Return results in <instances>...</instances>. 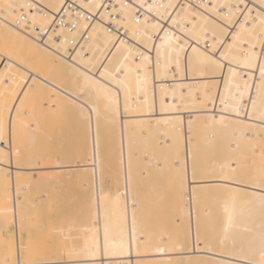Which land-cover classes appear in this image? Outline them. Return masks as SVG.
<instances>
[{
    "label": "bare ground",
    "instance_id": "1",
    "mask_svg": "<svg viewBox=\"0 0 264 264\" xmlns=\"http://www.w3.org/2000/svg\"><path fill=\"white\" fill-rule=\"evenodd\" d=\"M39 1L52 11L59 10L63 2L62 0ZM209 1L206 11H203L190 5L178 10L180 0H137L136 4L148 14L136 19L134 3H120L114 9L116 17L113 18L108 11L102 9L103 0H88V6L96 5V7H87V9L92 13L101 12L103 21L93 24L86 53H78L72 61L12 25L24 0H0V5L14 3L17 6L15 11L7 9V15L0 9V77H2L0 82H5L7 78L9 92L5 94V99L12 108L11 119H17L16 107H20L18 101L16 105L12 104V101L17 100L14 84L21 86L31 85L34 82L36 87L30 89L28 95L32 94L34 101H37V106L32 105L30 97L28 95L24 97L23 92L21 93L20 98L24 102L17 135L15 138L9 135L7 113L4 122L8 136L4 140L6 144L2 143L0 146L5 152L11 149L14 153L17 145H20L27 157H33L31 148L35 138L47 134L42 122L45 113L55 109L59 116L69 115L74 127L77 161L63 163L54 156L39 153L37 157L50 158V162L41 166L45 168L47 178L39 191L44 189L46 192L50 191L53 180L64 179L70 174H78L89 188L83 208L88 227L86 240L81 246L63 250L60 258L67 259L69 252L73 253L75 259L93 258L91 254L94 243L96 245L103 243L107 214L108 242L113 245L112 250L116 256L122 260H130L131 264H190L193 261H205L207 264H264V193L256 184H242L239 179L224 182L222 179L224 175L246 176L249 172L256 174L264 170V125L260 123L261 115L264 114V93L260 88L258 70L254 75L249 74L241 63L236 68L239 75L232 79L225 68L223 72L216 73L215 87H210L212 81L200 79L191 71L186 76L183 72L175 77L169 74L166 77L167 98L164 100L163 109L158 77L154 89L150 87L147 90L146 102L129 100L136 112L142 114L140 118L131 121L126 119L123 126L117 121L115 129L108 137L107 148L102 152L94 147L97 110L103 114L106 104L105 95L113 90L110 78L114 75L112 68L108 67L105 75L101 76L105 68L100 67V62L104 61L107 64L106 54L109 51L116 52L112 40H120L114 27H108L107 22L112 21L115 27L119 25L129 33L130 39L122 40L126 48L121 50L118 57L115 59L108 57V60H112L116 68L123 66L125 75L121 79L130 90V96L137 94V90L143 87L141 83L143 74L137 73L139 61L135 60V51L142 46L134 33L137 29L143 33L157 22L161 24L159 18L162 15L164 17L170 15L172 24L173 19L180 20V23L175 25L179 31L174 33L177 36L183 35L185 40V51L180 54L181 69L185 67L186 61L192 59L194 47L200 51H204L205 45L211 47L213 28L218 29L221 24H225L226 35L223 37L218 35L217 40L231 43V37L239 29V24H227L225 20L227 17L241 22L245 17H249L247 27L251 29L250 33L242 36L233 55L241 61L245 59L242 55L244 48L241 46L244 40H250L256 45V51H260L259 42L261 34L264 33V28L261 27L264 0ZM149 4L155 7L149 9ZM169 4L176 7L168 8ZM237 6L244 11H238ZM149 13H155L156 18L150 17ZM36 21L42 25L47 23V19L39 15L36 16ZM97 23H100L102 28H95ZM159 34L161 31L156 33ZM75 36V33H63L62 40L55 41L52 45L62 52L66 49L67 41ZM191 36L199 39H191ZM155 43L159 46L160 41L156 39ZM128 49L132 50L131 54ZM214 51L219 54L224 48L217 43ZM148 54L155 57L156 50L149 48ZM164 55V51L161 50L162 60ZM168 55L171 58V50ZM81 73L83 75H79ZM250 75L252 78H248ZM148 76L151 80V69L148 71ZM241 78L247 79V88ZM225 83L228 84L230 93L226 90ZM239 94H242V102L240 105H234L232 100L238 99ZM121 99H123V90H121ZM222 100L225 103H221ZM233 107H239L241 110L233 111ZM78 108H83L85 116L92 109L91 120L87 124L82 122V117L76 111ZM25 112L28 115H24ZM169 113H179L182 120L178 133L179 152L181 158L187 161L182 195H179L180 177L167 163L173 154L168 141L177 135L174 130L176 117ZM128 115L131 113L125 114ZM30 119H33L32 123L28 122ZM24 134L28 136V142L21 140L20 137ZM48 137L53 139L50 134ZM193 158L196 159L199 169L207 179V183L200 186L195 193L191 192L194 186L191 184ZM93 159L96 161L95 176L92 174ZM232 160L240 162V168L235 173H231L227 167ZM110 164L115 166L114 171L110 172L111 193L118 195L120 189L121 196L116 207L109 206L107 199L104 201L99 209L97 223V193L102 179L104 195L107 197L104 173L107 171L105 166ZM110 167L108 169L112 171ZM9 169L7 171H10ZM4 171L0 167L2 183L6 186L4 198L7 230L11 228L8 229L14 220V225L18 229H25L24 232L27 230L28 233V228L33 222L29 210H37V197H30L28 193L31 187H24L31 183L28 179L31 173H25L17 180L14 156L11 176H5ZM40 174L39 171L36 172V175ZM105 174L108 175L109 171ZM145 181L146 188H149L156 197L162 199L165 194L172 199L166 209L160 206L165 210L159 212L161 217L164 214L169 215L165 218L167 220L165 222H168L170 216H174L171 217L172 222L169 221L171 223L168 224H172L177 234L179 233L175 239V247H154L151 239L146 236L143 241L138 239L141 229L144 234V215H147L148 211L156 210L154 202L152 205L145 202L148 193L152 198L150 192H145ZM126 184L131 191L137 192L135 232L132 231L131 226V195L127 200V211L125 206ZM43 194L46 196L49 192ZM177 204L181 209L180 212L176 211ZM21 235L23 236L24 233ZM14 237L17 244L10 239L8 259L0 261V264H17L18 260L21 264L25 260L36 261L37 246L30 244L31 237L30 240L26 238L27 252L20 247L19 235ZM97 257H99L98 248ZM103 259L105 264H119V261L107 255Z\"/></svg>",
    "mask_w": 264,
    "mask_h": 264
},
{
    "label": "snow or ice",
    "instance_id": "2",
    "mask_svg": "<svg viewBox=\"0 0 264 264\" xmlns=\"http://www.w3.org/2000/svg\"><path fill=\"white\" fill-rule=\"evenodd\" d=\"M16 5L14 3H4L3 5H0V9L4 10L5 15H7V9H12L15 11ZM29 8L32 7V5H28ZM85 7H96V5H85ZM149 9L154 8V5L149 4ZM168 8L176 7V5L169 4L167 5ZM182 7V6H181ZM237 10L240 12H243L244 9H241L237 6ZM161 18H165L163 15ZM167 18H171L169 15ZM85 20H87V17H85ZM227 24H239V29L236 30L235 35L231 37V43H227L226 40H217V36H225V24H221L219 28H213L212 29V39L213 43L211 47H208L205 45L204 51H200L198 48L194 47L192 49L193 57L190 61H186L185 67L181 69L180 64V54L185 51V40L183 35L177 36L174 32L171 30L165 31L162 27V25L157 22L156 24L151 25L148 30L141 33L139 29L134 33V35L139 40L142 49L135 51V60L139 61V64L137 66V73H142V88H139L137 90V94L130 96V90L126 87L125 81L121 79L125 75L124 68L121 66L120 68H116L115 64L112 62V60H108V57H112L115 59L121 54V50L126 48L125 42L118 39L112 40V46L113 48H116V52L113 53L109 51L105 59L107 60V64H105L104 61L100 62V67L105 68V72L101 73V76H104L105 73L108 71V67L112 68V72L114 75H111V81L113 83V90L108 91L105 95L106 104L104 106L103 114H101L97 110V125H96V132H95V142L94 147L95 149H100L102 152L107 148V141L110 133L115 129L117 121L120 122L121 126L124 125L125 120H135L140 118V113L136 112V109L130 105L129 100L135 102H146V97L148 94V89L151 87L154 89L155 83L157 82V78L159 77V84H160V91L162 93L161 96V107L163 109L164 100L167 98V90L165 88L166 83V77L171 74L173 77L181 74L186 76L189 71L193 73L194 76L199 77L203 80H209L213 83L210 85V87H215V79H216V73L223 72L225 68H227V72L229 76L232 79H235L239 73L236 71L237 66H239L241 63H243L244 67L247 68L249 74L255 73L256 70L259 71V80L261 82L260 88L262 93H264V33L261 34L260 38V51H256V45L252 43L250 40H244L243 44L241 45L244 48V51L242 52V55L245 57L243 61H241L237 56L233 55V52L235 51V48L237 45L240 44L241 38L245 33H250L251 29L247 27L249 23V17H245L243 22L239 20H232L231 17L225 18ZM36 17H32V23L35 24ZM26 24V19L21 16L17 17L15 19V24ZM146 23V21H145ZM180 20L179 18L173 19V24H179ZM64 24V21H61V25ZM86 27H93L91 24H87ZM95 28H102V25L100 23H97ZM261 27L264 28V13H262V19H261ZM105 31H108L105 29ZM158 31H163V36H157L156 33ZM191 39H199L196 36H191ZM51 39V38H50ZM158 39L160 41L159 46L156 45L155 40ZM217 43L221 48H224V51L219 52L217 54L214 49L217 47ZM57 47H60L57 45ZM149 48H153L156 50V55L153 57L152 55H149ZM161 50L164 51V59H161L160 52ZM169 50H171V58H169ZM129 53L131 54L132 50L128 49ZM151 69L152 79L149 80L148 71ZM79 75H83L82 73ZM79 78V77H78ZM248 78H252L250 75ZM243 80L245 88L248 86L247 79L241 78ZM5 82H7V78H5ZM21 88H27L32 89L35 88L36 85L33 82V84H23L20 86ZM239 87V86H237ZM226 90L230 93V88L228 87V84L225 83ZM121 90H123V99H121ZM17 97V100L12 101L13 105L17 104V101L19 102L20 107H16V120L11 119V113L12 108L9 107L7 102H4L2 105H0V144L3 143L5 140V122H4V116L3 113L7 112L9 116V123H8V130L9 135L12 138H15L18 132V123H19V117L21 115V107L23 106V99H21V93L15 92L14 93ZM28 92H24L23 96L27 97ZM95 102V101H94ZM242 102V94H239V98H233L232 103L234 105H240ZM221 103H225V101H221ZM151 107V106H150ZM233 111H240L241 109L239 107H233ZM78 114L82 117V122L87 124L91 120V112L92 109L89 110L88 115L83 114V108L76 109ZM126 113H131V115L125 116ZM24 115H28L27 112L24 113ZM169 115H173L176 117L175 119V132L176 136L174 139L168 141V144L170 146V149L173 151V154L171 157L167 160V163L175 170L176 174L180 177L181 183H180V193L179 195H182L183 191V179L186 174V167H187V161L186 159H182L179 152V131L182 124V120L180 119L179 113H169ZM261 125H264V114L261 115L260 118ZM94 157H95V151H94ZM138 155V153H137ZM13 156L15 157V163L17 166V175L16 179L19 180L22 178V176L25 173H31V176L28 177V179L31 181L30 184L25 185V188L29 187H36L38 190L42 187L43 182L47 178V173L44 167H41L45 165L46 163L50 162V158L48 157H27L25 155L24 149L22 146L17 145L15 152L13 153L11 149H9L7 152H5L4 148L0 146V167H2L4 171L5 176H11V172L7 171L12 165L13 162ZM129 167L131 165L129 164ZM227 167L230 169L231 173H235L240 168V162L238 160H232ZM39 171L41 174L36 175V172ZM96 173V161L93 159L92 161V174L95 176ZM222 179L224 182H228L232 179H239L242 184H256L259 186L260 191L264 193V170H262L259 173L253 174L249 172L246 176H232L224 175L222 176ZM207 183V179L205 178V174L199 169L198 164L196 162V159L193 158L192 163V173H191V184L194 185L191 188V192L195 193L198 188L202 185ZM129 195L132 197V212H131V226L132 231H136V208H137V192L131 191L126 184L125 186V193H124V199H125V206L127 211V200L129 198ZM107 199V197L104 195V188H103V180L101 179V187L97 193V201H96V207H97V223L98 215H99V209L100 206L104 203V201ZM176 211L180 212L181 209L179 208V204H177ZM89 212H91V208H89ZM2 215H6V213L0 212ZM177 219H179V216H177ZM13 220V224H14ZM4 223H7L5 220ZM5 237L9 236V231L5 228V230L2 233ZM138 239L140 241H143L146 239L145 235L143 234V229H141V234L139 235ZM20 247L27 252V246L24 245L23 237L21 235L20 239ZM97 248L99 251V257H97ZM113 245H110L108 242V227H107V214L105 215V228H104V238L103 243L96 245L94 243L93 245V251H92V257L91 259L86 260H80L73 258V253H68V258L63 259L58 257L55 260H49V259H41L36 261H29L25 260L22 262V264H105V260L103 257L107 255L109 258L119 261V264H131L130 260H122L119 256H116V254L113 252ZM122 249H123V242H122ZM17 264H21V261H17Z\"/></svg>",
    "mask_w": 264,
    "mask_h": 264
},
{
    "label": "rangeland",
    "instance_id": "3",
    "mask_svg": "<svg viewBox=\"0 0 264 264\" xmlns=\"http://www.w3.org/2000/svg\"><path fill=\"white\" fill-rule=\"evenodd\" d=\"M2 79V77H0ZM2 82V83H1ZM0 82V105L6 102L5 94L9 92V85L7 82ZM15 92H30L27 88H21L20 85H13ZM32 100V105L37 106V101H34L32 94L28 95ZM7 112L3 113L4 121L7 117ZM58 113L55 109H50L44 115L43 126L46 129L47 134L35 138V141L31 148V156L37 157L39 153L43 152L45 156H54L56 160L63 163H73L77 161L75 156V138H74V127L72 126V118L69 115L61 114L58 117ZM28 122L32 123L33 119ZM5 137L8 134L5 131ZM51 135L53 139H49L48 135ZM21 140L28 142L29 138L26 134L22 135ZM111 165V167H110ZM105 166V173L109 171V174H105V187H107V202L109 206H118V199L121 196L119 189L118 195L111 193L112 179L110 177V172H113L115 166L113 164ZM114 168H113V167ZM107 175V176H106ZM112 175V174H111ZM66 177V176H64ZM3 179L0 176V212L6 213L5 208V198L4 192L6 186L3 185ZM144 183L145 192H150L149 188H146ZM45 190V189H44ZM36 187H31L29 190V195L32 198L37 197V210L30 209L29 213L31 215V225L26 232L25 229H18L15 232L14 224L8 227L9 236L5 237L2 233L7 229V215L0 214V261H5L8 259L10 239L14 242L17 241L14 236L19 235L21 239V233H24L23 242L26 245L27 240L30 244L37 246V260L45 258H58L62 254V251L70 248L77 247L84 244L86 240V235L88 233V227L85 220L84 203L89 194V188L86 187L85 182L78 174H70L66 178H61L59 180H53L51 182V190L42 192ZM46 196L43 193H48ZM152 194V193H151ZM154 195V194H152ZM150 198L148 196L145 199L146 203L149 205L155 204V211H148L147 215H144L145 226L144 234L146 237L151 239V244L154 247H175V239L177 234L176 229L173 225H169L172 219L170 216L168 222H165V218L169 215L164 214L163 217L160 216V210H165L169 204H171L172 199L163 195L161 197H156L155 195ZM166 197V198H165ZM40 199V200H39ZM161 200V201H160ZM165 201V202H164ZM169 201H171L169 203ZM169 203V204H168ZM162 204V205H160ZM166 205V206H164ZM165 208H161V207ZM161 208V209H160ZM158 209V210H157ZM167 213V212H166ZM171 215V214H170ZM174 217V216H173ZM172 217V218H173ZM36 221V222H35ZM171 221V222H169ZM168 225H167V224ZM35 227V228H34ZM173 227V228H172ZM174 229V230H173ZM19 232V233H18ZM14 234V235H12ZM17 234V235H16ZM26 234V235H25ZM27 234H29L27 236ZM31 234V235H30ZM12 235V236H11ZM26 238H28L26 240ZM26 242V243H25ZM115 246H117L115 244ZM190 264H207L205 261H193Z\"/></svg>",
    "mask_w": 264,
    "mask_h": 264
},
{
    "label": "built area",
    "instance_id": "4",
    "mask_svg": "<svg viewBox=\"0 0 264 264\" xmlns=\"http://www.w3.org/2000/svg\"><path fill=\"white\" fill-rule=\"evenodd\" d=\"M62 1L61 8L57 11H52L39 0H24V4L19 9L17 17L22 14L26 19V24L22 23L20 25H16L14 20L12 25L19 31L29 34L39 43H42L52 50L59 52L66 59L74 61L78 56V53H86L88 43L91 40L92 27H86V25H93L97 21H103V19L101 12L92 13L87 9V7H85L88 0ZM136 1L137 0H103L102 9L108 11L114 18L116 17L114 9H116L120 3H134L136 5L135 18L139 19L148 13L144 11L140 5L136 4ZM209 4V0H180L178 10L183 9L186 5H190L196 9L206 11ZM28 5H32V7L29 8ZM37 15L47 19V23L42 25L36 22L33 24L32 17H36ZM149 16L156 18L155 13H149ZM85 17H87V20H85ZM159 20L165 31H179V28L172 24L169 18H159ZM61 21H64L63 25H61ZM106 25L110 28L114 27L117 33V38L120 40L128 41L130 39L128 31H126L123 27H120L119 25L115 27V24L112 21L107 22ZM63 33H75L76 36L75 38L68 40L66 49L60 52L52 45V43L62 40ZM162 34L163 31H161V34L157 36H162ZM141 49L142 48H138V50ZM3 144H6L5 141H3ZM9 170L11 171V167ZM14 227L15 230L18 231V228L15 225Z\"/></svg>",
    "mask_w": 264,
    "mask_h": 264
}]
</instances>
